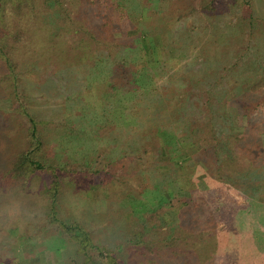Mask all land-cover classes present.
I'll return each instance as SVG.
<instances>
[{"label": "rangeland", "instance_id": "1", "mask_svg": "<svg viewBox=\"0 0 264 264\" xmlns=\"http://www.w3.org/2000/svg\"><path fill=\"white\" fill-rule=\"evenodd\" d=\"M66 1L73 23L36 17L9 38L11 65L0 57V264H61L71 249L33 193L42 181L3 172L31 125L18 102L46 120L60 219L124 264H264V0ZM63 49L105 59L92 142L55 105L54 79L80 67Z\"/></svg>", "mask_w": 264, "mask_h": 264}, {"label": "trees", "instance_id": "2", "mask_svg": "<svg viewBox=\"0 0 264 264\" xmlns=\"http://www.w3.org/2000/svg\"><path fill=\"white\" fill-rule=\"evenodd\" d=\"M67 3L66 0H0V25H3L0 33V57L8 62V66L11 65L8 56L9 38L19 42L22 36H20L22 34L20 27L27 22L34 24L36 17L40 22L43 20L41 15L45 16L47 14L49 16L51 14L53 17L56 15L61 17L65 23H73L75 18L67 9ZM53 4H56L57 8H52L51 5ZM17 7L20 10H17ZM15 28H19V31ZM112 78L114 77L112 76ZM14 94L17 97V90ZM16 105L17 114L25 117L31 125L21 141L17 142L15 149L12 150V153H14L3 172L7 176V172L10 170L14 178L12 183L26 189L29 186L33 187L32 182L37 184L42 181V183L39 182L37 191L33 193L43 199L44 204H42L41 211L50 222H56L60 225L63 236L71 247L68 250L69 255L62 259L61 264H124L116 257L114 244L100 243L81 224L68 223L60 219L57 210L60 175L57 171L58 167L54 163L45 164L39 159L40 155L49 151L44 128L46 120L35 119L22 102H18ZM10 119L12 121V117ZM39 122H41L40 126L38 125ZM101 169L103 168L96 167L95 170Z\"/></svg>", "mask_w": 264, "mask_h": 264}, {"label": "crops", "instance_id": "3", "mask_svg": "<svg viewBox=\"0 0 264 264\" xmlns=\"http://www.w3.org/2000/svg\"><path fill=\"white\" fill-rule=\"evenodd\" d=\"M92 26V25H91ZM90 26V27H91ZM90 27H85L86 29H90ZM64 56L67 57V61L65 64L72 63L71 60H74L75 63L80 62L79 70L76 71V66L74 67L75 76L72 74L65 75L66 72H64V76L61 77L60 75L57 76V80L54 79L55 82H53V86H57V90L55 92L57 93H63L64 99H60V102H57L55 105L56 107H60L61 115L64 118V121L68 124H71L73 126H76L77 130L75 129L76 136H79L81 138L82 132L88 131L91 136L86 141L92 142V137L94 134H96V130L98 127L103 126V124L106 122V119L102 118L101 112L103 108V101H104V90H99L97 83L98 81H101L103 77V70L100 67V65L103 64V60H98L97 53L89 54L86 57L83 56H73L68 54L69 52H66V49H63ZM102 57V56H101ZM105 63V62H104ZM64 65V64H63ZM78 67V66H77ZM62 72V69L59 68ZM64 69H66L64 67ZM68 73V72H67ZM101 73V74H100ZM78 76L80 77L78 80ZM101 78L99 79V77ZM76 77V78H75ZM63 78L64 81L69 80L68 83H65L64 81H61ZM49 84L45 85L44 88L47 92H54V90L51 89V85ZM103 85H106V78H103L102 81ZM71 89V90H68ZM77 95V98H76ZM100 96V98H99ZM127 122V121H126ZM125 121L118 122L120 126H126ZM64 129L63 134L67 138L70 137L71 133L70 131H66V126H62ZM94 128V129H93ZM62 130V129H61ZM82 130V131H80ZM94 133V134H93ZM85 134V133H84ZM98 134V133H97ZM97 137V136H96ZM73 142L76 144L77 141L75 138H73ZM64 140V139H63ZM83 141H81L82 143ZM259 238V237H258ZM251 249H253V246H251ZM251 250V251H252ZM252 254V252H251Z\"/></svg>", "mask_w": 264, "mask_h": 264}]
</instances>
